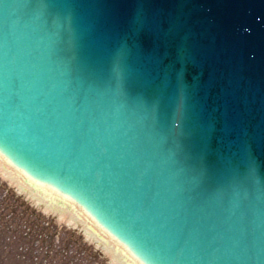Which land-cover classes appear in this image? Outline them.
<instances>
[{"label": "water", "instance_id": "95a60500", "mask_svg": "<svg viewBox=\"0 0 264 264\" xmlns=\"http://www.w3.org/2000/svg\"><path fill=\"white\" fill-rule=\"evenodd\" d=\"M0 155L127 264H264V0H0Z\"/></svg>", "mask_w": 264, "mask_h": 264}, {"label": "trees", "instance_id": "16d2710c", "mask_svg": "<svg viewBox=\"0 0 264 264\" xmlns=\"http://www.w3.org/2000/svg\"><path fill=\"white\" fill-rule=\"evenodd\" d=\"M25 214L29 216L27 222L30 227L28 228L23 222ZM0 218L3 222V225H0V232L6 230V228H11L15 232V235L20 231L27 239H31L30 244H32V249L35 248L37 257L41 258V262L44 259L40 255V248H42L44 243L46 244L45 249H47V253L51 254L47 261L50 264L55 261V256L60 258L61 255L66 264H80L79 261L82 260L83 256L79 257L78 252L71 253V250L75 246L78 249L81 248V254L83 255L89 253L88 251L91 250V246L81 242L80 237L75 236L73 231H70L65 226L56 224L54 218H46L43 214L38 213L36 209L22 200L20 196L11 192L10 189H6L2 184H0ZM97 256L98 253L94 256L96 262ZM90 261L96 264L94 260L90 259ZM97 264H104V262L98 261Z\"/></svg>", "mask_w": 264, "mask_h": 264}, {"label": "rangeland", "instance_id": "374dc122", "mask_svg": "<svg viewBox=\"0 0 264 264\" xmlns=\"http://www.w3.org/2000/svg\"><path fill=\"white\" fill-rule=\"evenodd\" d=\"M0 184H2L3 187L6 189H10L11 192H14L17 196H20L22 200L27 202L31 207L36 209L38 213L43 214L46 218L52 217L55 220L56 224H59L61 226H65L70 231H73L75 236L80 237V241L84 242L91 246V250L88 251L89 253H85L84 255L81 254V248H77L76 246L71 250V253L78 252L79 257H82V260H80V264H94V262L90 261V259H94V256L96 253H98L97 256V262H104V264H116L109 253L105 251L103 248V245H101L98 240L92 239L88 237L84 230L85 223L79 221V222H71L68 220V218L60 217L56 212H53L52 210H47L45 206L42 203H37L35 199H33L30 195H28L27 192L22 191L17 183L12 181L11 179H8L5 174L4 170L0 167ZM21 208H23L21 206ZM28 214H25L23 223L24 225L30 227L28 221ZM0 225H3V222L0 218ZM6 228V227H5ZM19 231V229H18ZM72 234V233H68ZM6 239V240H5ZM6 241V242H5ZM29 242V243H28ZM31 239H27L20 231L17 235H15V232L10 228L0 232V264H50L48 263V258L51 255L50 253H47V249H45L46 244L44 243L42 248H40V255L43 257L44 261L41 262V258L37 257V252L34 249H32V244H30ZM2 252V253H1ZM61 255V254H60ZM62 255L59 257L55 256V261L51 264H66L65 260H61ZM90 261V262H88ZM62 262V263H61ZM96 262V264H97ZM70 264V263H69Z\"/></svg>", "mask_w": 264, "mask_h": 264}, {"label": "bare ground", "instance_id": "6f19581e", "mask_svg": "<svg viewBox=\"0 0 264 264\" xmlns=\"http://www.w3.org/2000/svg\"><path fill=\"white\" fill-rule=\"evenodd\" d=\"M0 167L4 170V174L8 179H11L15 183H17L18 187L24 191L27 192L28 195H30L37 203H42L47 210H52L53 212H56L60 217L68 218L71 222H83L84 230L88 237L98 240L101 245H103V248L107 253L110 254L113 261L116 264H127L126 260H124L114 249H112L102 238H100L93 230H89L86 225L85 219L82 218V216L75 211L72 208L71 202H60L59 205H54L53 202H50L52 196L50 195L49 191L45 192V197H38L36 194V190H31L32 183L26 184L27 177H20L21 172H15V169L13 166H10L7 161L4 159L2 155H0ZM133 264V263H132ZM136 264V263H135ZM139 264V263H137Z\"/></svg>", "mask_w": 264, "mask_h": 264}]
</instances>
